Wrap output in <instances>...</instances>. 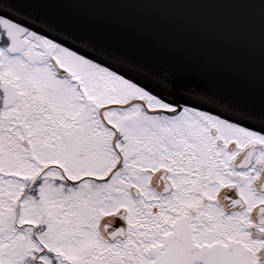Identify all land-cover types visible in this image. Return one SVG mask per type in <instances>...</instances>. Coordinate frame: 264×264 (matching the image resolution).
Listing matches in <instances>:
<instances>
[{"label": "snow or ice", "instance_id": "obj_1", "mask_svg": "<svg viewBox=\"0 0 264 264\" xmlns=\"http://www.w3.org/2000/svg\"><path fill=\"white\" fill-rule=\"evenodd\" d=\"M0 264H264V0H0Z\"/></svg>", "mask_w": 264, "mask_h": 264}, {"label": "water", "instance_id": "obj_2", "mask_svg": "<svg viewBox=\"0 0 264 264\" xmlns=\"http://www.w3.org/2000/svg\"><path fill=\"white\" fill-rule=\"evenodd\" d=\"M154 23L166 25L169 31L161 39L189 54L213 61L222 68L225 52L232 46L230 37L222 31L226 18L215 14L162 15Z\"/></svg>", "mask_w": 264, "mask_h": 264}]
</instances>
